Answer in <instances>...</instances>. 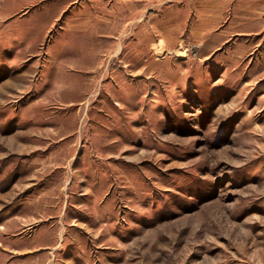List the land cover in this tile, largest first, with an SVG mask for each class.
Returning <instances> with one entry per match:
<instances>
[{
	"label": "rangeland",
	"instance_id": "obj_1",
	"mask_svg": "<svg viewBox=\"0 0 264 264\" xmlns=\"http://www.w3.org/2000/svg\"><path fill=\"white\" fill-rule=\"evenodd\" d=\"M0 264H264V0H0Z\"/></svg>",
	"mask_w": 264,
	"mask_h": 264
}]
</instances>
